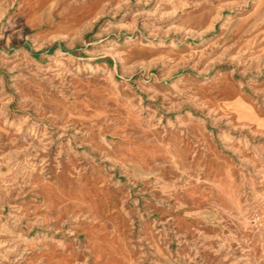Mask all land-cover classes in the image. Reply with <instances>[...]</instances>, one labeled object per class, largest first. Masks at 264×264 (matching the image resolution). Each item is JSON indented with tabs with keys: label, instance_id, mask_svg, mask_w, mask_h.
<instances>
[{
	"label": "rangeland",
	"instance_id": "obj_1",
	"mask_svg": "<svg viewBox=\"0 0 264 264\" xmlns=\"http://www.w3.org/2000/svg\"><path fill=\"white\" fill-rule=\"evenodd\" d=\"M0 264H264V0H0Z\"/></svg>",
	"mask_w": 264,
	"mask_h": 264
}]
</instances>
